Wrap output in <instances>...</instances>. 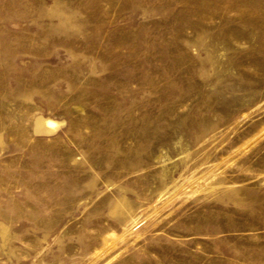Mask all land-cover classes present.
<instances>
[{
	"label": "rangeland",
	"instance_id": "374dc122",
	"mask_svg": "<svg viewBox=\"0 0 264 264\" xmlns=\"http://www.w3.org/2000/svg\"><path fill=\"white\" fill-rule=\"evenodd\" d=\"M0 138V264H264V0H0Z\"/></svg>",
	"mask_w": 264,
	"mask_h": 264
},
{
	"label": "bare ground",
	"instance_id": "6f19581e",
	"mask_svg": "<svg viewBox=\"0 0 264 264\" xmlns=\"http://www.w3.org/2000/svg\"><path fill=\"white\" fill-rule=\"evenodd\" d=\"M75 9H76L75 7H68V5L61 6L58 2H56L54 6H51L45 9L46 14L48 15V17H50L49 25H51L54 28H60V26L65 27L67 29L66 31H68L70 28L79 26L81 23L79 19L77 18V15H76L77 11ZM63 124H64V121L56 117H53L50 115H44L42 113H35L31 119V130H32V133L36 136H52L58 131V129H60V127H62ZM0 143H1V138H0ZM194 171L192 173H194ZM207 173H202L201 175H199L196 179L193 180L192 185L190 184L183 188L178 187L177 189H174L173 191H170L169 187L160 190L157 194L158 195L157 199H160L166 193L171 194L172 192H176L174 197H179L180 195L188 191H191V194H192V192L196 191V189L193 190L194 187L197 184H199V180L201 178H204L207 175ZM212 176L214 177L215 174H210L207 178L212 177ZM175 182H178V180H175ZM174 185L175 183L173 184V186ZM219 185L220 187L221 185L222 187L231 186L229 184L221 183L217 185H211L209 186V188L213 189L215 187H218ZM187 188H189V190L186 191ZM200 190L202 189L200 188ZM135 221H136V217L135 215H132L128 223L134 224Z\"/></svg>",
	"mask_w": 264,
	"mask_h": 264
}]
</instances>
